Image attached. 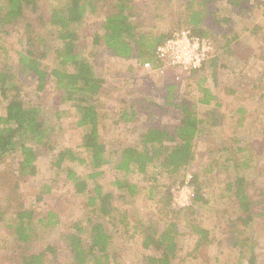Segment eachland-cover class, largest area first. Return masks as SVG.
<instances>
[{
    "label": "trees",
    "instance_id": "1",
    "mask_svg": "<svg viewBox=\"0 0 264 264\" xmlns=\"http://www.w3.org/2000/svg\"><path fill=\"white\" fill-rule=\"evenodd\" d=\"M179 2L181 9L173 11ZM221 2L229 14L224 18L217 16ZM251 8L264 19V3L252 0H0V36L17 33L21 45L13 55L0 46L6 57L3 61L0 56V103H5L3 109L0 106V169L7 162L13 164L0 173V228L6 232L4 242L12 244V263L118 264L126 244L118 245L119 253L116 241L124 239L137 245L132 254H141L140 264H185L188 259L202 264H261V233L256 226L264 222V184H259L264 180V163L252 148L258 141L249 130L261 132L256 119L264 108V71L255 79L249 77L258 106L244 103L229 116L220 110L224 102L204 86L208 73L214 78L217 68H223L225 52H238L241 36L230 39L233 17L244 16ZM170 13L180 22L172 31L159 32ZM90 17L94 22L88 30L84 24ZM181 28L216 42V56L190 79L202 99L166 102L177 115L167 124L158 119L167 113L165 108L156 105L162 110L158 114L143 105L147 119L139 123L135 143L108 153L96 105L105 82L99 59L107 54L157 67L156 48ZM86 48H91L88 55ZM258 58L264 61V47ZM171 89L167 99L173 97ZM48 99L53 101L50 105ZM200 105L209 107L205 114L197 112ZM248 107L257 111L253 114ZM71 110L74 126L83 131L79 151L60 147L56 134L57 122ZM208 141L215 143L205 162L199 146ZM46 159L43 169L40 162ZM78 167L89 172L81 174ZM46 168L55 176L40 183ZM109 170L115 172L114 190L105 191L100 181ZM193 170L191 205L174 206L171 187L184 183ZM60 181L85 197L84 208L89 211L68 225H63L59 209H50L46 216L36 210L56 198ZM31 184L37 190L28 202ZM28 185L31 191L26 193ZM142 198L152 205L138 214L130 204ZM204 211L213 215L211 227L198 217ZM187 236L192 245L185 252L182 243ZM214 245L223 261L209 259ZM60 248L67 263L60 258Z\"/></svg>",
    "mask_w": 264,
    "mask_h": 264
},
{
    "label": "rangeland",
    "instance_id": "2",
    "mask_svg": "<svg viewBox=\"0 0 264 264\" xmlns=\"http://www.w3.org/2000/svg\"><path fill=\"white\" fill-rule=\"evenodd\" d=\"M252 1L264 3V0ZM181 2H179V5L173 8V11L181 9ZM220 5L222 11L217 16L219 18L227 17V5L225 4V2H221ZM259 13L261 12L257 8H251L247 10L244 16L239 15L240 17H233L235 19V25H233L235 29L234 32L230 34V39H233L234 35L241 36V40L238 42L240 43L238 52L235 49V53H233L232 55H230L228 51L225 52L222 62L223 68H217L218 80L217 77L212 78V74L208 73V80L204 83V86L213 89V94L219 98V101L224 102V105L222 108H220V110H222V112H226L227 116L232 114L233 111H236L238 107H240V105L244 103H246L247 106L249 105V103L256 104V106H258L257 103H260L253 97L256 90L253 88L252 82L249 78L251 77L252 79H255V74L264 71V61L261 60V58H258L262 47H264V19L261 18V15ZM93 22L94 17L86 19L84 27L90 30V25H92ZM178 22H180V19H176L173 16V13H170V15L166 16L162 21V26L159 32L162 33L172 31V27ZM256 26H260L261 28L256 30ZM88 30H86L84 34L87 42L88 40H91V37L87 32ZM179 30L187 29L181 28L175 31ZM175 31H173L172 34ZM0 37H2L0 46L8 49L9 54L13 55L16 53V50H20L21 45L18 41L19 37L17 33H13L11 37ZM215 43V52L213 53V56L217 53ZM233 43V45H235L236 41H233ZM89 49L91 48L85 49L87 55L90 54ZM0 53H3V55L0 54V56H2L1 58L4 57L3 61H5V53L2 51H0ZM99 61L101 62L100 73L105 82L102 91L100 92L96 100V105L99 112L100 136L107 148V152L110 154H115L123 145L125 146L135 143L136 137L138 135L137 133L141 128V125H139V123H142L147 119V116L145 114L146 112L144 113L142 109L143 105H149L150 109L158 114L161 113L162 110H159L156 105L165 108L167 113H164L160 118L158 117V119H160L162 123L167 124L175 122L177 115L173 107L166 106V102L174 103L176 98L177 101L185 100L189 103H193L194 99H198L199 97L201 98L202 96L198 85L190 80L194 72L190 75H184L173 68L163 67L157 62V67H154L149 63V68H147L137 60L125 61L122 59L110 57L107 54L104 55V57L100 58ZM158 65H160L161 67H158ZM214 82L219 83V87L216 88V86H214ZM168 88H172L171 92L173 94V97L169 99H167L166 97ZM234 90H237L238 94L236 95H239V97L233 96V94L231 93V95L229 94L230 91ZM52 102V100L48 99L49 105ZM261 102L264 101L262 100ZM0 106L3 109L5 107V103H0ZM67 107L68 106L64 105L63 109H70ZM208 108L209 107L200 105L198 106L197 112L199 114H205ZM169 109L171 110V112L169 111ZM248 109L254 110V112H252L253 114L255 113V111H257L253 107H248ZM260 110L261 111L259 112L262 113L260 118L256 119V115H254L252 120L256 119V123H258L256 128H258L259 130L261 129V132L258 133L257 130L254 129L249 130V132L252 133L250 136L257 138L258 142L253 145L252 148L257 152V156L262 157V161L264 163V137L262 135V131L264 130V108H261ZM71 111L72 112H69L70 114H64L62 120L60 121V124H58L57 122L56 134L59 137V143H61L60 147H72L73 149L79 151L78 146L82 141L83 131L82 129H77L74 126L76 116L74 118V110ZM136 119L138 120L136 121ZM128 120H130V122H128ZM248 142L254 144V141ZM214 143L212 144V142L208 141L207 146H203L202 143L200 144L199 148L201 147L202 150L200 151V155L202 156L203 161H207V152H209L211 149L213 150ZM47 162V159L40 162V165L43 169L46 167ZM12 166V163L7 162L0 169V173L11 169ZM83 168L84 167H78L77 170L81 174H87L89 170H83ZM199 171H201V169H199ZM194 172H196V170H193L191 172L188 171L187 175H191ZM114 175L115 172L109 170L104 178L101 179L100 183L104 185L105 191L114 190V186H111L114 181ZM40 176L41 179H39V182L41 183L43 181L52 179V177H54L55 175L47 171L46 168ZM259 184L263 185L264 180ZM184 185L185 181L182 184L179 183L171 187L172 204L177 207L185 204L186 201L190 202V200H188L191 195L189 191H181V189L178 188L183 187ZM31 186L33 187L34 185L31 184ZM208 186L209 187L207 188V191L209 195H211L213 192V188L210 183L208 184ZM59 187V191L55 196L56 198H54L52 201H47L46 203H41L36 206V210L38 211L39 215L46 216L47 212L50 209H59L63 211V225H68L71 222H74L77 218L85 217V215L89 212L84 208V202L86 201L85 197L77 196L74 193L73 188L65 184L64 182L60 181ZM36 190L37 187L34 186L32 192L28 193L31 191V187L30 185H28V187L26 188V193H28V195H26L28 202L32 200L31 196L34 195L33 193ZM215 197V195H212V198ZM142 199L143 200L140 199L137 203L130 204V208H134V212L138 211V214L144 209L145 205L147 210L152 205L151 201L147 199L145 200L144 198ZM142 201L146 202L142 203ZM211 215V213L207 214V212L204 211L201 212L198 217L201 218L200 221H202L205 226L211 227L213 225V215ZM256 228L258 231L257 233H261V236L259 237V258L260 263L264 264V222L260 221ZM3 231L4 228H0V264H15L9 260V254L11 252L10 247L12 246V244H7L4 242L3 235L6 236V232ZM119 242H123V244ZM124 243L126 244V246L123 249H125L126 251L124 252V256L121 257L118 264H125L127 260L129 261V263L127 264H140L141 254L139 253L137 256H134L132 254L135 247H137L134 241L128 243L130 244L128 245L124 239L119 241L117 240L115 249L119 253H121L122 248L118 247V245H124ZM182 244L185 248V252L189 251L192 245L190 236L183 238ZM215 249L216 246L214 245L210 252L211 256L209 257V259L211 258L212 260L223 261V257L219 256L217 254V249ZM129 252L131 253V255L128 256L127 253ZM65 254L66 252L60 248V258L65 263H67L68 258H65ZM185 264L202 263L188 259Z\"/></svg>",
    "mask_w": 264,
    "mask_h": 264
},
{
    "label": "built area",
    "instance_id": "3",
    "mask_svg": "<svg viewBox=\"0 0 264 264\" xmlns=\"http://www.w3.org/2000/svg\"><path fill=\"white\" fill-rule=\"evenodd\" d=\"M214 52L215 45L211 39L194 36L189 30H179L156 48L155 56L163 67H170L184 75H190L202 68ZM190 180L191 175H187L185 185L178 187L181 191H189L190 202L186 201L178 207H188L192 203L193 187L190 185Z\"/></svg>",
    "mask_w": 264,
    "mask_h": 264
}]
</instances>
